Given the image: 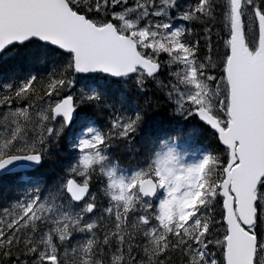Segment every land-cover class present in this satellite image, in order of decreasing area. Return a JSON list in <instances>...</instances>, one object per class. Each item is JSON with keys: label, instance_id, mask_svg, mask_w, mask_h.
Segmentation results:
<instances>
[{"label": "snow or ice", "instance_id": "snow-or-ice-1", "mask_svg": "<svg viewBox=\"0 0 264 264\" xmlns=\"http://www.w3.org/2000/svg\"><path fill=\"white\" fill-rule=\"evenodd\" d=\"M0 200V264H264V0H0Z\"/></svg>", "mask_w": 264, "mask_h": 264}, {"label": "trees", "instance_id": "trees-1", "mask_svg": "<svg viewBox=\"0 0 264 264\" xmlns=\"http://www.w3.org/2000/svg\"><path fill=\"white\" fill-rule=\"evenodd\" d=\"M219 50L222 51V45L219 46ZM28 65L27 64H24V63H21V64H17L15 66V68L13 69L16 73L20 74V75H23L24 73H26L28 71ZM166 118V110L164 109H160L159 112H158V115H156L155 117H153L148 125L145 126V129H144V133H147L151 130H153L154 128H156L159 124L160 121L164 120ZM195 121H192L189 125H185V131H188L191 127V124H194ZM140 137H137V140L139 141ZM201 142L203 143H209V144H213L215 143V141L211 138L210 135H205V136H202L201 138ZM64 156V153H61L60 154V157L56 160H53L50 162L49 164V167L50 168H54V169H59L60 167V159H62ZM125 161L127 162V157L125 156ZM4 203L3 200H0V206H2Z\"/></svg>", "mask_w": 264, "mask_h": 264}]
</instances>
